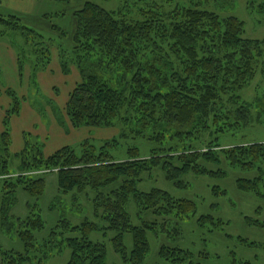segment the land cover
I'll return each instance as SVG.
<instances>
[{"label": "trees", "instance_id": "1", "mask_svg": "<svg viewBox=\"0 0 264 264\" xmlns=\"http://www.w3.org/2000/svg\"><path fill=\"white\" fill-rule=\"evenodd\" d=\"M119 1L127 3L126 11L135 14L134 19L91 3L74 12L70 46L57 54L61 73L69 75L71 64L79 76L63 107L67 127L117 126L122 138L128 133L144 138L146 130H153L150 140L160 148L149 150L145 159L138 149L130 148L126 159L119 161L108 151L117 146L116 139L98 147L84 140L45 155L44 143L38 139L31 142L27 134L14 148L10 120L20 114L25 97L18 99L6 89L4 93L12 100L0 128V230L10 235L16 224V240L23 251L0 248L1 264L28 263L33 253H42L46 259L60 246L70 251L66 264H105V245L89 239L97 232L112 235L110 244L122 264H144L150 251L149 233L157 237L160 227L177 225L197 214V205L191 200L176 199L156 187L141 190V185L154 180L155 172L177 189H185L188 184L182 179L188 174L224 177L223 165L242 172L257 170L254 178H238L235 182L239 191L264 198L260 191L264 141L239 146L217 143L220 135L248 129L264 115L260 98L254 105L239 95L256 76L264 41L245 37L244 23L236 17L222 19L209 11L205 8L209 0H189L188 4L135 0L131 5V0ZM8 32L18 33L24 45H31L35 57L30 60L31 80H35L37 72L52 64L53 46L23 26L18 17L0 16V37ZM17 55L21 80L26 61L22 53ZM261 75L264 79V64ZM252 109L257 110L256 117ZM131 125L136 131L130 129ZM166 137L177 148L182 142L185 149L175 153L166 150ZM187 138L190 141L184 143ZM50 176H55L57 197L48 209H58L67 202L75 206L84 197L94 221L70 227L63 219L49 235L39 236L46 226L40 208L35 206H39ZM18 194L28 198L29 212L24 217L12 213ZM209 220L201 216L198 222ZM246 222L253 225L250 220ZM66 233H77L78 237L64 238ZM125 235L132 239L130 251L123 244ZM159 251L160 257L168 255L173 263L195 264L187 250L162 246Z\"/></svg>", "mask_w": 264, "mask_h": 264}, {"label": "rangeland", "instance_id": "2", "mask_svg": "<svg viewBox=\"0 0 264 264\" xmlns=\"http://www.w3.org/2000/svg\"><path fill=\"white\" fill-rule=\"evenodd\" d=\"M0 1V16L18 17L23 26L42 35L45 42L54 48L52 51L54 59L45 70L44 76L42 77V74L40 76L41 72H37L35 80H31L33 70L30 60L35 58L32 56L31 45H24L20 35L15 32H8L0 37V88L9 89L18 99L21 96L25 97V102H22L21 105V115L17 119L13 118V121L16 122L11 126L14 148L21 145L20 138L23 132L29 135L31 142L38 139L44 143L42 150L45 155L64 146H76L84 140H89L98 147L103 142L116 139L117 146L108 151L115 160L119 161L126 159L127 151L130 148L138 149L141 159L150 155L151 149L160 148V145H154L150 140L154 135L153 130H146L142 134L144 138L130 133L127 137L122 138L120 137L122 130L117 126L114 128L70 129L67 127L68 121L63 110L70 90L79 81L78 73L71 64L69 67L71 72L64 76L57 63V54L70 46V37L74 28V12L80 9L84 3H91L104 10L124 13L129 19H134L135 14H128L126 11L128 9L126 2L119 0H82L70 3L57 0ZM134 1H129V5ZM249 1L209 0L205 8L222 19L236 17L244 23L245 37L264 41V0ZM174 2L188 4L190 1L174 0ZM129 10L131 11L130 8ZM133 11L134 7L132 6V13H134ZM62 32H65V36H61ZM9 49L16 54V60L17 54L22 53L24 56L22 60L26 61L21 80L17 76L15 63L13 66ZM263 64L264 54L257 61L256 76L254 75L249 86L239 93L243 101L256 105L257 99L260 98V101L264 103L262 97L264 96V79L261 75ZM39 76L40 78H38ZM1 95L0 109H6L9 97L3 98ZM252 113L256 117L257 110L252 109ZM259 119L261 123L258 122L248 129L243 128L235 133L229 130L228 136L220 135L217 143L224 146H239L243 143L263 142L264 115H260ZM130 129L136 131L134 125H131ZM189 141L187 138L184 143ZM179 145L180 147L177 148L175 143H168L167 137L163 143L166 150L170 149L173 152L177 149L180 152L185 149L182 142H179ZM225 167L223 165V171L226 173L224 177L208 178L188 174L186 178L182 179L188 184L185 189H177L172 183L164 180L162 174L157 175L156 172L154 173L156 176L150 184L141 185V190L156 187L165 190L176 199L191 200L197 205L195 216L174 226L160 227V230L155 233L157 237L153 233L147 235L150 251L144 264H177L171 262L172 257L167 259L168 255L160 257L159 249L162 246L189 251L193 255L195 264H264V226L255 224L264 223V198L239 191L235 182L238 178H254L257 176V170L242 172ZM261 168L264 177V162L261 163ZM54 178L55 176H50L46 180L45 193L37 202L39 206H35L36 209L40 208L39 214L46 226L43 234L39 236L49 235L50 229L63 219L67 220L70 227L80 226L85 220L94 221L91 206L84 197H80L75 206H71V203L74 202H67L58 209H48L49 204L57 197ZM260 191L264 194V182L261 183ZM27 201L26 196L18 194V204L12 213L18 217H24L29 212L26 207ZM77 204L79 206L76 207ZM201 216H207L212 221L200 224L198 220ZM151 217L149 218L152 219ZM246 220L252 221L253 225L248 224ZM159 221L156 222L159 223ZM12 228L13 231L10 235H5L0 230V248L22 252L23 246L16 240L17 225H13ZM110 236L112 235L97 232L93 233L89 239L92 242L105 245V264H122L120 257L112 249L109 241ZM69 237H78V234L66 233L64 235V238ZM60 238L58 240H61ZM123 244L127 251L131 250L133 243L130 235L124 236ZM59 249L61 251L58 252ZM33 255L30 257L31 260L25 264H66L70 251L60 246L54 249L49 256H46V259L42 253L39 256H36V253ZM180 264L185 263L181 262Z\"/></svg>", "mask_w": 264, "mask_h": 264}, {"label": "crops", "instance_id": "3", "mask_svg": "<svg viewBox=\"0 0 264 264\" xmlns=\"http://www.w3.org/2000/svg\"><path fill=\"white\" fill-rule=\"evenodd\" d=\"M0 5H1V1H0ZM10 52V53H9ZM9 55H10V57H11V60H12V63H13V66H14V63H15V67H16V73L18 72L17 71V62H16V54L14 53V51L13 50H11V49H9ZM44 72H46V71H41V73H40V76H41V74H42V77L44 76L43 74H44ZM18 76V75H17ZM40 76L38 77V78H40ZM29 78H30V76H29ZM5 92V89H1L0 88V95H1V97H3V98H6L7 96H6V94L4 93ZM8 100V107H9V105H10V99L8 98L7 99ZM24 103V102H23ZM7 107V108H8ZM6 108V109H7ZM6 109H0V128H1V121H2V118H3V116H4V111L6 110ZM21 111H22V109H21ZM21 111H20V114L17 116V117H13V118H19V116L21 115ZM11 119L10 120V125L12 126L13 125V123L14 122H16V121H13L14 119ZM12 128V127H11ZM35 134L37 133V132H34ZM23 134H24V132L21 134L22 136H23ZM21 136V137H22Z\"/></svg>", "mask_w": 264, "mask_h": 264}]
</instances>
